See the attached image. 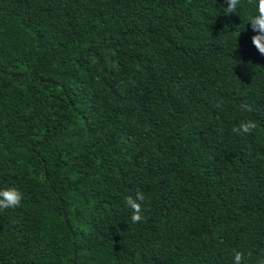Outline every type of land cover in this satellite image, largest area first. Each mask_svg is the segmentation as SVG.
<instances>
[{"label":"trees","instance_id":"trees-1","mask_svg":"<svg viewBox=\"0 0 264 264\" xmlns=\"http://www.w3.org/2000/svg\"><path fill=\"white\" fill-rule=\"evenodd\" d=\"M225 7L0 0V264L264 258V56Z\"/></svg>","mask_w":264,"mask_h":264},{"label":"clouds","instance_id":"clouds-1","mask_svg":"<svg viewBox=\"0 0 264 264\" xmlns=\"http://www.w3.org/2000/svg\"><path fill=\"white\" fill-rule=\"evenodd\" d=\"M227 7L224 9V15L237 14L242 0H224ZM247 4L255 11L247 20L251 30L255 33L251 37V42L261 56H264V0H246ZM242 108L251 111L247 104H242ZM256 128V123L252 120H241L237 126L232 128V132L238 135L250 134ZM22 200V193L15 187L0 188V210L19 207ZM146 202L145 194L136 190L135 194H129L124 197V203L131 210L130 220L133 224L144 220V204ZM233 264H245L244 254L233 250ZM256 264H264V258L256 261Z\"/></svg>","mask_w":264,"mask_h":264}]
</instances>
